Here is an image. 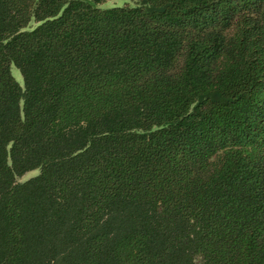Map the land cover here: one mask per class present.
I'll use <instances>...</instances> for the list:
<instances>
[{
    "label": "trees",
    "instance_id": "trees-1",
    "mask_svg": "<svg viewBox=\"0 0 264 264\" xmlns=\"http://www.w3.org/2000/svg\"><path fill=\"white\" fill-rule=\"evenodd\" d=\"M105 1L0 0V264H264V0Z\"/></svg>",
    "mask_w": 264,
    "mask_h": 264
},
{
    "label": "rangeland",
    "instance_id": "rangeland-1",
    "mask_svg": "<svg viewBox=\"0 0 264 264\" xmlns=\"http://www.w3.org/2000/svg\"><path fill=\"white\" fill-rule=\"evenodd\" d=\"M135 1L133 0H107L104 3L100 4L102 7H109V6H113V5H134ZM11 73L13 75V77L18 81V82H22V76L20 71L16 68V67H12L11 68ZM38 173V169H34L31 171H28L26 173H24L22 176L17 177V181H24L27 178L36 175Z\"/></svg>",
    "mask_w": 264,
    "mask_h": 264
}]
</instances>
